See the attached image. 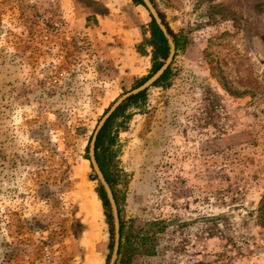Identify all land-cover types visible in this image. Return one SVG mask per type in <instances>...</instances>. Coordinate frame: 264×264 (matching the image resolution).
Wrapping results in <instances>:
<instances>
[{"label": "rangeland", "instance_id": "rangeland-1", "mask_svg": "<svg viewBox=\"0 0 264 264\" xmlns=\"http://www.w3.org/2000/svg\"><path fill=\"white\" fill-rule=\"evenodd\" d=\"M154 7L179 49L112 128L117 264H264V0ZM150 36L131 0H0V264L109 263L88 146L150 74Z\"/></svg>", "mask_w": 264, "mask_h": 264}, {"label": "trees", "instance_id": "trees-1", "mask_svg": "<svg viewBox=\"0 0 264 264\" xmlns=\"http://www.w3.org/2000/svg\"><path fill=\"white\" fill-rule=\"evenodd\" d=\"M136 6H142L144 7L141 0H131ZM151 3L154 5V0H150ZM159 17L161 18L162 22L164 23L167 32L173 39L174 45H175V51H178L179 49V43L177 40L176 35L172 32V30L169 28L168 24L164 21V16L159 13ZM150 39L147 43L148 47L151 48V71L150 74L142 79L138 85H141L143 82H145L152 74H154L163 64V61L166 59L168 55V44L164 36L162 35L161 31L158 29L157 25L155 24L154 20L150 16ZM170 76V67L165 71L163 76L153 85V87H161L163 86L169 79ZM146 91L129 98L126 102H124L113 114L112 116L107 120L104 127L100 131L96 144H95V157L96 161L99 165V168L101 172L103 173L107 183L110 185L115 202L118 206V202L116 199V195L114 193V183L112 182V179L109 177L108 169L106 165V158H107V152L109 148L111 147V140H112V128L114 124L116 123V120L118 118H123L125 111L129 106H137L140 102L144 101L146 96ZM126 126V120L124 118V121L119 123L117 125V130H123ZM117 132H115L116 134ZM112 137V138H111ZM98 193L100 196V199L102 201L103 207L105 209V214L107 218V223L111 226L112 225V218L110 214L109 204L106 198V195L103 191V188L101 186L98 187ZM119 213V220H120V245H119V251H118V257L122 256L126 250L131 246L130 237L128 235L124 236V223L122 219L120 218V211L118 209ZM259 213V222L264 226V197L261 199L260 206L258 209ZM125 240V242H123ZM118 263V260L116 264Z\"/></svg>", "mask_w": 264, "mask_h": 264}, {"label": "water", "instance_id": "water-1", "mask_svg": "<svg viewBox=\"0 0 264 264\" xmlns=\"http://www.w3.org/2000/svg\"><path fill=\"white\" fill-rule=\"evenodd\" d=\"M145 9L148 11L149 15L154 20L155 24L157 25L158 29L161 31L162 35L167 41L168 44V55L161 65V67L150 77L148 78L143 84L140 86L126 92L122 96H120L118 99H116L112 105L107 109V111L104 113V115L99 120L98 124L95 127V130L92 134V137L89 142L88 146V156L89 161L92 167V170L95 174V176L98 179V182L100 186L103 188L104 193L106 195L109 208L111 211L112 216V222H113V248L110 256V260L108 264H116L118 259V251H119V245H120V220H119V213L117 204L115 202L112 190L110 185L107 183L103 173L101 172L99 165L96 161L95 157V144L97 137L104 127L107 120L112 116V114L129 98L134 97L149 88H151L165 73V71L169 68L171 62L173 61L174 55H175V45L173 42V39L167 32V29L162 22L161 18L159 17V13L157 9L154 7V5L151 3L150 0H141Z\"/></svg>", "mask_w": 264, "mask_h": 264}, {"label": "crops", "instance_id": "crops-1", "mask_svg": "<svg viewBox=\"0 0 264 264\" xmlns=\"http://www.w3.org/2000/svg\"><path fill=\"white\" fill-rule=\"evenodd\" d=\"M93 5H94V3H93ZM95 9H97V8H95ZM89 17H94V19L99 22V15L95 11H91L86 15V19H88Z\"/></svg>", "mask_w": 264, "mask_h": 264}]
</instances>
